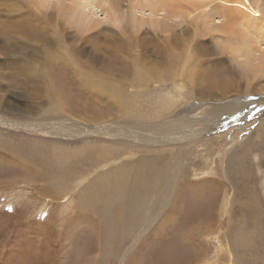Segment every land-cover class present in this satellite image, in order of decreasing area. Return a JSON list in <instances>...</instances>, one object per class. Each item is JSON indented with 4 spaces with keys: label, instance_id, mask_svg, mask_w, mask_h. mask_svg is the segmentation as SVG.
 Instances as JSON below:
<instances>
[{
    "label": "rangeland",
    "instance_id": "374dc122",
    "mask_svg": "<svg viewBox=\"0 0 264 264\" xmlns=\"http://www.w3.org/2000/svg\"><path fill=\"white\" fill-rule=\"evenodd\" d=\"M114 1L118 12L126 15L135 4L127 0L111 2ZM179 1L181 8L193 3L185 6L182 15L178 10L175 14L178 18L164 21L158 15L153 25L146 22L133 35L123 29L125 23L129 24L123 19L118 26L100 23V31L88 41L80 42L79 35L62 36L61 45L69 46L67 50L62 49L65 56L75 48L74 58L79 64L87 68L92 60L85 76H76L75 70L64 65L52 67L49 75L39 63L40 42H17L20 49L12 57L4 52L0 36V264H79V259L87 260L98 254L88 226L94 224L95 235L102 238L99 230L106 223L96 221L89 211L84 213L73 207V211L69 210L85 187L79 175L90 179L103 171L91 169L88 159L93 156L88 158L89 148L96 151L95 156L102 147L114 149L110 164L115 165L141 156L161 157L169 154V150L175 154L196 142L204 143L210 150L197 160L199 180L196 182H200L202 190L192 197L182 187L191 183V179L180 176V187L174 191L168 207L160 215L161 206L158 208L155 224L167 217L163 233L155 240L137 242L132 252L127 249L131 242L126 241L121 253L117 251L106 260L99 256L94 264H119L123 252L127 256L130 252L135 256L141 253L136 264H264V0H238L237 3L227 0L229 5L225 8L233 20L222 16L226 0ZM63 3L69 6L70 0ZM235 3L239 4L238 8ZM4 6V0H0V8ZM53 13L49 9L48 14ZM96 14L103 17L101 12ZM61 16L70 24L66 26L64 18L58 17L66 31L71 29L77 34L78 26L73 25L72 15L61 11ZM222 18L227 20L224 24ZM119 37L125 40L130 53L120 54L123 62L118 61L117 65L121 71L111 76L103 70L109 58L106 49L116 45ZM185 44L190 46L186 53ZM33 62L39 68L26 67ZM94 66L105 74L97 75L92 70ZM141 66L156 68L148 92L154 91L160 97L167 91L178 94L187 90L197 99L169 113L163 112L160 118L122 119L129 114L124 113L123 107H116L107 89L114 84L133 90L138 84ZM257 66L262 71L256 78H249L259 71ZM46 79L51 87L45 86L44 90ZM57 99L63 110L54 108L59 104ZM145 99L146 102L141 100L142 114H153L161 106L156 97ZM232 101L245 104L247 110L246 113L239 111L236 120L234 117L229 122L223 121L222 111L210 118L204 116L205 108L219 111L222 105ZM179 111L192 117L188 125L176 119ZM166 123L174 130L199 126L201 133L191 135L194 143L169 142L164 140L169 137V129H159L164 142L154 147L144 141L124 138L116 131L119 127L132 131L143 125L155 127ZM212 127L217 130L221 127V130L211 133ZM15 146L20 147V157L14 152ZM40 147L46 149L41 152L48 159L46 164L38 160ZM58 148L70 154L69 163H52ZM196 149H199L197 144ZM22 151L37 154L25 155ZM52 165V171L46 170ZM62 174H68L67 178L62 179ZM211 187L217 191H211ZM55 188L59 190L57 199L52 197ZM64 195L67 196L63 198ZM78 219L80 227L76 225ZM129 257L123 264L134 263Z\"/></svg>",
    "mask_w": 264,
    "mask_h": 264
},
{
    "label": "bare ground",
    "instance_id": "6f19581e",
    "mask_svg": "<svg viewBox=\"0 0 264 264\" xmlns=\"http://www.w3.org/2000/svg\"><path fill=\"white\" fill-rule=\"evenodd\" d=\"M111 1L112 0H70V5L66 6L63 3L64 0H4L6 6H4L5 8H0V36L3 38L2 40L4 42V52L10 54L12 57L16 56V50L20 49L16 46L17 42L35 40L37 42H40V45H38L37 47L39 53L41 54L39 63L46 70H48L49 75L52 67H60V65H64L69 66L70 68L75 70L76 76H79L80 74H83L85 76L86 71L91 69L89 66L93 63L92 60L89 64H87V68L79 64L80 62L77 60V58H74L76 57L77 52L75 48L74 50H71V53H69L68 51L67 55L65 56L63 50H67L69 46L61 45L60 40L62 36L66 38V35H71L72 38H76L79 35L80 37L78 38L80 42L88 41L90 36L97 35L95 32L100 31L98 30L100 23L108 22L111 25H117L118 22L123 21V19L129 23L127 25L126 23L124 24L122 22L125 26L123 29L127 30L129 35H133L136 34V32H139L144 27L146 22H148V24L150 25H153L158 19V15H162L161 18H164V21L178 18L177 16H175L176 12L180 10V13L182 15L185 6L193 3H186V5L181 8L179 0L171 3L169 2V0H127L131 3L135 2V4L132 6L131 10H129V14L126 15L118 12L117 3L115 1ZM237 1L238 0H236V3ZM241 1L240 3H242ZM105 2L111 3L106 5ZM201 3L202 2H200V4ZM226 5H229V2L227 0L223 3L222 16L229 20H233L230 16H228L230 15V13L225 8ZM238 5L239 4H236L235 7L238 8ZM241 5L244 6L245 4L242 3ZM49 9H53L54 13L48 14ZM224 9L227 11V13L224 11ZM233 10L235 11V9ZM61 11L68 15H72V18L74 20L73 25L78 26L77 34H74L75 31H70L71 29L69 30V32L66 31L67 29H65V25L70 26V24L68 20L65 19V17L61 16ZM97 11L103 14L102 18H99L97 16ZM58 17L64 18L63 21L65 25H63L61 20H58ZM235 20H237L236 17ZM222 21L224 24V22L227 20H223L222 18ZM46 35H48L49 38ZM116 35L119 36L118 34ZM130 38L132 39V36ZM124 42L125 40L119 37V42L116 45H113L110 48L106 49L108 51L107 54L109 53V58H107L106 62L104 63L105 66L103 68L106 74H110L111 76H113L121 71V69L117 65V62L121 61L120 54L130 53V51L127 50L128 46ZM138 45L141 46L142 44L138 43ZM187 46L189 45H183L184 53H186V50H188ZM166 51L167 50L165 49V52ZM136 54L139 55L140 50L139 53ZM32 66H36L37 68H39V64L35 63L33 65L30 64L26 67L30 68ZM155 69L156 68L152 67L143 68V66H141V68L139 69V72L141 73L137 75L138 84L133 90L128 88L123 89L122 86L117 87L114 84L110 85V88L107 89L108 92L113 96V99L117 104L116 107L118 109H121L123 107L124 113L129 114L126 115L125 118L121 117L122 119L133 120L129 117H136V119H144L145 117L160 118L163 112L167 111V113H169L170 110L176 109L181 104L183 105L191 99H197L196 96L192 97L189 92H186L187 90L180 91L178 94L167 91L160 97L159 94L154 95V91L148 92V85L151 84L154 79L153 74L155 72ZM256 69H258L259 71L249 76V78H256L259 72L262 71L259 66H257ZM92 70L97 75L101 73L105 74L103 70L102 72H100L96 66H94ZM56 72L59 73V70L57 69ZM173 80L174 78H172V81ZM61 83H59L58 86L62 88L63 85ZM45 86L51 87L47 79L44 83V90L46 89ZM146 96L156 97L157 100H159V103H161L159 109L153 114H142L140 112L141 100H144L146 102ZM107 98L111 99L109 95H107ZM54 99L56 100L55 96ZM57 101L59 102L58 99ZM232 102L234 103L227 102L222 105L219 111L205 108L206 112L204 116L210 118L218 114V112L222 111L223 121L226 122L227 120V122H229L231 119L233 120L234 117H236L234 120L237 119V116H239V111H244V113L247 112V110L243 106L245 104L239 105V102ZM61 107L62 103L59 102L58 106H55L54 108L62 109ZM233 114H235V116ZM178 115L179 116L176 115V119L183 125H188V123L192 119V117L185 111H179ZM121 118L119 120H121ZM222 124H224V122ZM143 126L144 127L141 126L140 129L132 128V131L129 130L130 128L127 129L123 127H119L117 128V130H115L119 131V135L123 136L124 138L126 137L133 140L144 141V144L147 143L154 147L162 145V142H164L162 135L160 136L161 131L159 129L163 131L169 129V137L166 135L168 139H164L169 142L179 141L181 143H194L195 141H192L190 138L191 135L197 134L199 136L201 133L199 126L196 127L195 125L188 126L189 129L187 130H174L168 126V123H166L165 125H156L155 127L148 125ZM211 129H213V132L210 131L211 133H216L221 130V127L219 130L214 127H212ZM96 132H99V129H97ZM196 144L199 147L198 150L196 149ZM196 144H191L187 148V150L181 148L175 154L171 153L169 150V154L161 157H157L156 155L153 156V158L148 156H141L135 161H127L120 164H118L117 162V164L115 165H111L112 163L110 164V161L114 160L112 155V153L116 152L114 149L107 147L106 149H102V147V150L100 149V151L98 152L99 154L95 156L96 151L92 152L91 148H89L90 152L87 154V156L88 158L89 156H93L88 159L90 161V164L92 165L91 169L96 170L97 168H101L103 171L97 172V174L90 179L86 178L88 177L87 175H79L80 181H85V187L81 192L78 193V196L80 198L76 201H73V203L70 205L69 210L73 211V207L75 208V210L78 208L79 210L84 211V213H88L87 211H89V214L93 215L96 221L102 223L104 221L106 224L103 223V227L99 230V236L102 238H99L95 235L96 229L94 224L88 226V228L93 232L96 243L95 251L98 254L95 257L88 258L87 260H85L84 258L82 260L79 259V264H94V260L99 256L102 257L103 260H106L107 258L114 255L117 251L121 253L126 241L131 242L127 249H131L132 252L133 249L137 246V242L140 241L142 243L145 239L155 240L163 233V231L166 229L164 225H166L167 223V217L165 215V219L160 222V224H155L156 218L158 216V208L160 205V215L168 207L173 197L174 191L180 187L179 177L181 176L183 179L187 180V177L189 176V179H191V183L186 184L182 187H184L189 193L191 192L192 197L196 196L203 188L200 182H196L197 180H199L197 173V160L200 159L201 155H204L205 153L209 154L210 150L209 147H206L204 145V143L199 144L196 142ZM96 147L92 149L95 150ZM44 150L46 149L40 147L38 153V155L40 156L38 157L37 155L38 160L43 161V163L48 160L41 154V152ZM14 152L19 156L20 147L15 146ZM22 154L33 155L37 153L34 151H22ZM69 158L70 154L67 151L64 152L62 148H58V150H56L53 154L54 161H52V163L60 162L67 164L69 163V161H71ZM26 162L29 164L28 161ZM52 167L53 165L46 170L52 171ZM104 168L106 169L104 170ZM235 168H240V166L238 165ZM64 170H66L65 166ZM54 173H58V170H54ZM67 175L62 174L61 178L66 179ZM202 175H205V173H203ZM71 176L75 177L77 175ZM43 178L45 177L43 176ZM76 185L78 184H75V186ZM212 190L217 191V189L211 187V191ZM58 192L59 190L55 188L52 191V193L54 194L52 197H56L57 199L56 194ZM66 196L67 195H64L63 198H65ZM69 199L70 198L68 197L67 200ZM221 208H223V205ZM92 220L93 219H91V221ZM95 220H93L92 222H95ZM76 225L79 227L82 226L80 219L77 220ZM147 231L148 233L144 234ZM131 252L128 256L123 252V255L119 260V264H123L125 259L129 256V260L134 259L133 262L136 264L140 259L141 253L139 252L140 254H138V256H135L134 253L131 254Z\"/></svg>",
    "mask_w": 264,
    "mask_h": 264
}]
</instances>
